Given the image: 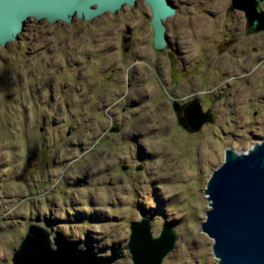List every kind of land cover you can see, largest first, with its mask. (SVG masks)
<instances>
[{
  "label": "rangeland",
  "instance_id": "obj_1",
  "mask_svg": "<svg viewBox=\"0 0 264 264\" xmlns=\"http://www.w3.org/2000/svg\"><path fill=\"white\" fill-rule=\"evenodd\" d=\"M170 1L168 48L154 47L143 0L92 20L29 19L0 46V264L32 223L134 264L124 247L143 219L177 234L162 264H217L206 184L226 148L264 139V30L232 0ZM67 80L80 93H63ZM187 99L213 112L197 131Z\"/></svg>",
  "mask_w": 264,
  "mask_h": 264
},
{
  "label": "water",
  "instance_id": "obj_2",
  "mask_svg": "<svg viewBox=\"0 0 264 264\" xmlns=\"http://www.w3.org/2000/svg\"><path fill=\"white\" fill-rule=\"evenodd\" d=\"M138 0H0V46L15 41L29 19L70 23L74 17L92 20L104 13H115ZM151 9L153 44L163 49L167 44L164 21L175 15L170 0H143ZM233 7L246 14L248 27L264 30V0H232ZM189 127L197 131L211 119L198 101L185 109ZM209 208L201 228L213 239L212 252L217 264H264V139L246 152L228 147L224 161L213 170L206 184ZM126 248L134 264H162L173 251L177 234L164 225L158 236L150 220L130 225ZM121 249L108 258L91 247L53 235L47 228L32 223L14 251L13 264H111L121 257Z\"/></svg>",
  "mask_w": 264,
  "mask_h": 264
},
{
  "label": "flooded vegetation",
  "instance_id": "obj_3",
  "mask_svg": "<svg viewBox=\"0 0 264 264\" xmlns=\"http://www.w3.org/2000/svg\"><path fill=\"white\" fill-rule=\"evenodd\" d=\"M47 22V21H46ZM48 23V22H47ZM56 23V22H55ZM71 23V22H70ZM48 24H54V23H48ZM172 46V44H171V42L169 41V40H167V44H166V47L165 48H168V47H171ZM78 78H80V77H78ZM66 82V81H65ZM75 84H76V81H72V80H67V82H66V84L65 85H63L62 84V92L63 93H71V92H74V93H80L79 91H73L72 90V88L75 86ZM81 84L83 85V88H85L84 86H85V79H83V81L81 82ZM72 90V91H71ZM59 91V90H58ZM51 99H53V97H51ZM194 101H198L197 99L195 100H192V99H187V100H185V102H183L182 104H181V106L182 107H184L185 109L187 108V106L189 105V104H191L192 102H194ZM52 102H54V101H52ZM199 102V101H198ZM60 104H63L62 102L61 103H59V105ZM66 105L65 106H67V104L68 103H65ZM78 104H82L83 105V103H78ZM77 104V105H78ZM199 104L202 106V104L199 102ZM59 105H57L58 107H59ZM80 106V105H79ZM202 109V108H201ZM208 110H210V111H208ZM202 111L203 112H205L203 109H202ZM206 112H208L209 114H211L212 116H213V112H212V109H210V108H207L206 109ZM212 116H211V118H212ZM182 120L183 121H185L186 122V119L184 118V117H182ZM188 123V122H187Z\"/></svg>",
  "mask_w": 264,
  "mask_h": 264
}]
</instances>
